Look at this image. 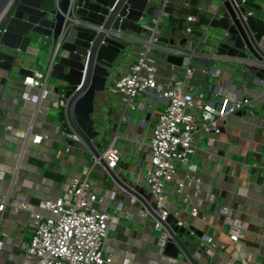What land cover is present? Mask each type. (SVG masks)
Returning a JSON list of instances; mask_svg holds the SVG:
<instances>
[{"label": "built area", "instance_id": "built-area-1", "mask_svg": "<svg viewBox=\"0 0 264 264\" xmlns=\"http://www.w3.org/2000/svg\"><path fill=\"white\" fill-rule=\"evenodd\" d=\"M247 1L249 0H242V3ZM18 2L19 0H15L1 17L0 37L6 30ZM259 11L250 8L248 14H258ZM202 13L204 8L200 6L196 13L184 16L185 25L179 24L189 42V50L182 54L184 79L172 76L168 83L158 79L159 64L151 53V48L154 43L159 42L157 37L162 19L153 17L154 25H145L150 32L149 43L139 51L136 62L131 64L124 74L114 78L111 87L107 85L106 88L107 96L119 95L126 106L132 108H135L137 97L151 90L166 98L152 133L145 138L147 143L137 140L140 143L139 148L147 145L149 150L144 179L149 192L141 190L139 182L128 184L126 180L125 186L132 188L135 193L118 183L117 188L109 194L98 192L92 173L99 166L109 175L108 171L75 132L63 133L71 142L84 145V149L92 154L93 165L85 164L84 174H74L71 181L63 185V193L48 194L41 198L38 205H32L29 195L15 189L13 185L18 178L21 164L29 158L28 149L35 151L42 160L52 159L53 156L61 158L64 153H70L73 149L72 144L57 150L50 144L53 152H45L43 148L50 143L49 140L61 142L62 136L58 138L59 129L54 133L46 118H42V121L39 119L42 107L62 111L67 106L65 93L57 91L56 86L49 83L62 39L52 46L51 58L44 69L32 68L31 74L21 76V90L16 91L15 99L16 102H22L24 107L28 106L30 120L24 128L16 126L11 119L3 121L6 137L13 141L16 148L12 154L0 152V179L8 174L7 167H13L10 186L5 187V192H2L0 187V212L4 214L9 209L15 214H26L31 234L29 239L21 241L26 264H131L128 252L121 260H117L108 248L109 231L116 220V213L121 214L127 221L134 220L136 216L150 220L152 230L161 232L154 241L158 245L154 251L156 255L184 262L187 257L180 249L176 257L165 253L166 244L175 242V236H180L184 243L182 236L185 234L181 235L175 230L173 220H176L175 225L178 227L189 229L192 225L197 227L196 223L201 222L209 229L214 224L210 222L209 215L203 212V205L216 202V194L206 188L200 174L201 166L192 162L191 157L199 149H203L205 156L216 157L220 174H229L228 167L234 165H238L242 172L252 171L255 177L260 174L264 163L256 148L246 147L245 153L233 161L228 154L221 153L219 146L216 147V142L218 140L219 144L222 141L223 123H226L229 116L239 112H243L240 114L243 122L253 126V137L249 139L256 142V130L259 128L261 116L254 108L264 105V92L253 94L245 83L241 84L240 93L225 85L210 89L189 85V80L196 73L192 63L196 48L195 38L200 44L207 42L206 32L196 33ZM259 44L264 50V37ZM249 64L255 67V70H246L261 80L264 87V78L256 75L257 71L264 70V58ZM63 121L65 120L62 119ZM203 142L206 144L205 148L200 147ZM38 146L41 148H36ZM121 154L115 142L102 150L107 165L122 179L118 171ZM7 158H13L15 162L9 164ZM226 164L228 167L223 170L222 165ZM183 166L187 168L183 169ZM233 176L239 178L235 171ZM123 192L125 199H118V194ZM10 199H13L12 202ZM109 200H115L113 211L109 209ZM128 204L136 205L137 210L134 212L128 208ZM218 212V218L227 226V235L231 242L237 243L245 238L244 220L235 214L236 211L231 206H220ZM0 218L3 216L0 215ZM192 235H195L194 231L188 236ZM196 244L198 246L194 257L198 259L199 264H204L203 252L209 256L216 255L220 243L204 232ZM3 245L4 242L0 240V249ZM235 261L236 258L232 257L228 264H235ZM150 264L166 263L159 258H152Z\"/></svg>", "mask_w": 264, "mask_h": 264}, {"label": "crops", "instance_id": "crops-1", "mask_svg": "<svg viewBox=\"0 0 264 264\" xmlns=\"http://www.w3.org/2000/svg\"><path fill=\"white\" fill-rule=\"evenodd\" d=\"M174 2L176 8L182 11L181 14L179 15L175 12L173 15H164L158 31V36L167 38L168 43L156 42L151 48V53L159 64L158 79L164 83H168L172 76L184 79L183 67L167 63L163 60V56L165 49L180 54L189 50V42L184 37L182 29L179 28V24L184 23L185 25L183 21L184 16L196 13L202 4L197 0H191L189 4H187L185 0H174ZM203 8L206 10L203 14L209 18L207 11L210 10L211 7L208 4H203ZM262 9H264V7L262 8L260 5V11ZM152 18L153 17H147L146 23L154 25ZM262 18L264 19V17ZM206 25L207 23L197 25L196 33L201 34L205 32ZM149 37L150 32L143 35L135 34V38L138 40L137 43L132 45L128 55L119 60L108 81L124 74L129 69V66L136 62L139 51L144 49L146 44L149 43ZM195 39L196 48L192 63L195 70H200V73H195L193 78L189 80L190 86L194 88L203 87L205 89H210L218 85H225L230 90L240 93L241 84L245 83L253 94H262L264 92L262 81L256 79L253 74L248 72L246 67H244L245 64H242L243 68L242 72H240V64L238 63H233L236 64L233 66L232 63L223 60L210 59L208 56L209 47L207 44H200L197 38ZM51 51L52 49L46 52L48 58L50 57ZM44 61L47 64L48 61ZM27 67L33 68L32 66ZM4 75L5 74L0 73L1 78ZM238 77L240 79H238ZM6 83L2 84L0 81V91H2L0 96V152L12 154L16 145L12 140L7 139V132L3 121L4 119H11L15 122L16 126L24 128L26 123L29 122L30 117L28 115V106L24 107L22 102H16L15 96L17 90L13 89L14 92L12 95L5 92ZM258 86H261V88L259 89ZM165 101L166 98L155 90H151L135 99V108L126 106L121 96L113 99L107 96L104 101L99 100L96 104L98 105L99 103L100 108L98 113L97 109L95 111V117H99L97 119L99 129L103 128L106 129V131H113L114 138L112 142H115V146L119 148L122 153L118 171H120V174L123 176H125L123 173L125 169L133 173L137 179L131 180L129 177H126V182H128V184L139 182L141 184V190L143 191L147 190H145L144 187L145 177L141 174V171L144 169L146 170V158H148L149 150L147 145H143L139 148L140 143H138L137 140L143 143L145 142V138L150 136ZM256 108H258L256 111L260 112L261 116L259 128L256 130V142H252L249 139L253 137V126L243 122L240 114L229 116L226 123H223V131L221 134L222 141L218 144L217 140L216 147L219 146L221 153L224 155L228 154L233 161L238 160L241 155L245 153L246 147H252L260 152V156L263 157L262 161L264 163V105H260ZM49 111L50 108H41V114L47 115L46 120L48 124L50 123L51 129H54L55 133L59 126H55V121L52 122L48 119L49 116H52L49 114ZM39 119L41 121L43 120L42 118ZM57 135L58 138L62 136L61 142L64 143V147L67 144L73 145L72 151L70 153H64L61 158L53 156L52 159L49 158L46 160H42L34 151L33 156H29L27 162L21 164L18 178L13 183L15 189L21 190L29 195L32 205H38L41 198L48 194L63 193V185L68 184L74 174H84L85 164L88 166L93 165V161L85 156L78 157V154L84 155L87 153L84 149V145L71 142L63 132L60 134L57 133ZM119 138L125 141L122 143L121 147L116 145ZM126 142H128V144L134 142L136 147L133 157H135L137 161L131 167L127 160H125V152L122 150ZM50 144L51 142L43 148L45 152H53V148H51ZM36 148L40 149L41 147L38 146ZM138 151H141L143 155L138 157ZM260 156L258 157L260 158ZM54 159L58 161L52 169L45 167L46 163H54ZM7 160L9 164L15 162L13 158H7ZM192 162L198 163L201 166L200 174L205 182L206 188L212 190L216 194V202L214 204L205 203L203 205V212L209 215L210 222L214 225L208 229L206 224L201 222L196 223L199 230L207 232L214 240H218L220 243L216 255L209 256L203 252L204 264H228V260L232 257L236 258L235 264H264V166L260 174L256 177L253 175L252 171L242 172L238 165L228 167V164L222 165V169L226 170L228 167L230 173L220 174L218 173L216 157L213 155L205 156L203 149H199L197 153L192 156ZM6 169L8 174L0 179L1 189L9 187L12 181L10 177L13 173V167H7ZM234 171L239 175V178L233 176ZM92 177L96 183L95 189L98 192L109 194L112 190L117 188L112 177L108 175L101 166L93 171ZM118 199H125V193H119ZM12 200L13 199H10V202H12ZM109 203L111 204L109 207L111 210L113 209L115 200H109ZM223 205L231 206L232 209L236 211L235 214L244 220L245 238L237 243H233L229 240L227 226L222 219L218 218L220 214L218 210L220 206ZM127 206L134 210V212L137 210L136 205L128 204ZM0 215L3 216V218H0V240L4 242L3 248L0 249V264H26L27 260L23 256L24 247L21 243V241L29 239L30 236L28 235H31L27 216H25L26 214H15L7 209L4 214L0 212ZM119 219L120 218L116 221H119ZM149 221L150 220H143L136 216L134 220L127 222L137 223L147 227L149 226ZM149 224L151 226V221ZM127 228H129V230H127ZM185 235L182 236V239L186 245V249L191 254L196 264H199L198 259L194 257L198 244H196L195 240H191V237L188 235H186L188 239L185 240ZM155 237L153 230L148 231V228L144 232H136L131 229L130 226H123L121 232L117 231L114 236L110 237L108 248L109 251L115 255L117 260H121L126 252H128L131 258V264H150V259L152 258H159L166 264H192L188 258L184 262H180L177 259L175 260V258L170 260L167 257L160 258L157 256L154 252L158 246L154 242ZM196 238L197 237L194 239ZM191 241L193 243H191ZM149 243L152 244L151 249L147 248ZM221 245H224V247Z\"/></svg>", "mask_w": 264, "mask_h": 264}, {"label": "water", "instance_id": "water-1", "mask_svg": "<svg viewBox=\"0 0 264 264\" xmlns=\"http://www.w3.org/2000/svg\"><path fill=\"white\" fill-rule=\"evenodd\" d=\"M14 1L0 0V19ZM190 1L185 0L187 4ZM197 1L202 3L201 6L208 4L211 7L207 11L209 20L205 29L206 35L208 30L211 33L206 42L210 59L245 64L247 70H255L249 63L264 58V50L259 44L264 37V19L258 14H248V10H260V5L252 1L243 4L242 0ZM175 12L180 15L182 11L176 8L174 0H19L0 37V69L6 73L1 83H6L17 66L19 76L31 74L32 68L20 66L21 53L38 56V42L48 38L54 45L62 39L50 75L60 82L55 89L64 92L67 98L58 129L61 128L63 133L75 132L114 182L135 193L125 186L126 176L121 174V179L102 156L101 144L96 141L100 135L96 125V104L106 99L108 79L119 60L137 43L135 34L149 32L145 26L147 17L162 19ZM157 40L168 43L162 36ZM49 58L47 53L42 56L43 60ZM163 60L182 66L183 55L165 49ZM198 73L200 70H196ZM256 75L263 79L264 70L257 71ZM48 119L55 121L52 116ZM175 221L173 226L181 235L195 232L190 238L195 242L204 234L194 225L189 229L178 227ZM179 249L192 264H196L180 236H175V242L166 244L165 253L176 257Z\"/></svg>", "mask_w": 264, "mask_h": 264}, {"label": "rangeland", "instance_id": "rangeland-1", "mask_svg": "<svg viewBox=\"0 0 264 264\" xmlns=\"http://www.w3.org/2000/svg\"><path fill=\"white\" fill-rule=\"evenodd\" d=\"M253 1L258 3L259 5H261L262 8L264 7V0H252V2ZM258 16L261 17V18L264 17V9L259 11ZM210 34L211 33L208 30L207 36H209ZM45 42L42 41V42H38L37 43V48L39 49L38 56H28L27 54H24V53L22 54L21 53L20 54V62H21L20 66H22V65L25 66L26 65V66H32L33 68L44 69L46 63L42 59V56L45 55L46 52L50 51L52 49V45H53L51 40L48 39V38L45 39ZM234 65H236V64H233V66ZM242 66L243 65L240 64V68H239L240 72H242V68H243ZM18 70H19V66H17L14 69V71L11 72V74L8 77L6 86H5V92L6 93H10L11 95L14 92L13 89L21 90V86H20L21 77L18 75ZM0 73L1 74H6L5 71H3V70H1ZM238 79H240V78L238 77ZM113 81H114V78L109 80V82H108V86L109 87H111L113 85ZM49 83L51 85L60 86V82L54 77H50L49 78ZM258 88L260 89L261 86L260 87L258 86ZM1 93H2V91H0V96H1ZM109 97H111L113 99V98H116V97L119 98L120 96L119 95H115V94H109ZM99 109L100 108H99V103H98V105H97V113L99 112ZM254 109H258V108H254ZM60 113H61V110L55 109V108H50L49 114L54 116V118H55L54 125L55 126H60L61 125ZM99 115H100V113H99ZM39 118H47V115L40 114ZM98 118H96V125L97 126H98V120H97ZM98 129H99V127H98ZM99 130H100V135L98 136L96 141L101 144L100 148H101V150H103L106 146L110 145V143L112 142V140L114 138V133H113V131H108V130L106 131V129H103V128L102 129L100 128ZM61 132H62V129L60 128L58 133L60 134ZM49 141L51 142V144L54 146V148L56 150L58 148H63L64 147V143L63 142H53L51 140H49ZM46 142H48V140ZM124 142L125 141H122V139L119 138L117 140V142H116V145L118 147H121L122 143H124ZM200 147L201 148H205L206 147L205 142H203ZM135 148L136 147H135L134 142H130L129 144H128V142H126V144H124V146L122 148L123 152H125L124 158H125V160H127V162H128L130 167L133 166L135 164V162L137 161V159L135 157H133V153L135 151ZM138 153H139L138 157L140 155H143V153H141V151L140 152L138 151ZM33 154H34V151L32 149H28V155L29 156H33ZM81 156H85L86 158L92 160V154L89 153V152H87L84 155L78 154V157H81ZM191 159H192V157H191ZM27 160H28V158L26 159V161ZM57 161H58L57 159H54V161H53L54 163H52V164L51 163H46L45 167L52 169L53 166L55 164H57ZM186 168H187L186 166H183V169H186ZM123 173H124V175L126 177H129L131 180H136L137 179L135 177V175L133 173L129 172L127 169H125ZM141 174L145 177L146 176V170L145 169L142 170ZM144 187H145V190H147L149 192V189H148L146 184L144 185ZM2 192H5V189H2ZM111 211H113V210L111 209ZM115 216H116V220H118V218H120V219H119V221L115 220L111 230L109 231V237L114 236L117 231L121 232L123 230V226H130L131 229H133L136 232H139V231L140 232H144L145 230H147V228H148V231L152 230V227L149 224L150 221L148 222L149 226L146 227L145 225H139L137 223H130V222L128 223L127 221H125L124 219L121 218V214L116 213ZM153 234L156 237H158V236H160L161 232L159 230H153ZM28 236H30V235H28ZM184 238H185V240H187L188 236L185 235ZM191 243H193V242L191 241ZM147 248L151 249L152 248V244L149 243L147 245Z\"/></svg>", "mask_w": 264, "mask_h": 264}, {"label": "trees", "instance_id": "trees-1", "mask_svg": "<svg viewBox=\"0 0 264 264\" xmlns=\"http://www.w3.org/2000/svg\"><path fill=\"white\" fill-rule=\"evenodd\" d=\"M200 18V23L198 25L202 23H208L209 18L205 14L202 13Z\"/></svg>", "mask_w": 264, "mask_h": 264}]
</instances>
